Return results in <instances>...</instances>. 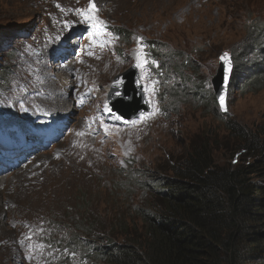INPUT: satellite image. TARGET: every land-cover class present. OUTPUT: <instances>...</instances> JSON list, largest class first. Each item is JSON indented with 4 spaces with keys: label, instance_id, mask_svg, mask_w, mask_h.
Returning <instances> with one entry per match:
<instances>
[{
    "label": "rangeland",
    "instance_id": "obj_1",
    "mask_svg": "<svg viewBox=\"0 0 264 264\" xmlns=\"http://www.w3.org/2000/svg\"><path fill=\"white\" fill-rule=\"evenodd\" d=\"M92 3L96 5L94 26L114 27L129 39L100 48L102 42L95 39L87 44L77 63L83 77L72 88L74 95L81 92L80 86L87 88L92 98L82 110L73 111L76 126L52 153L23 173L0 181V264H86L74 246L82 249L84 238L99 242L110 237L116 245L133 246L131 240L144 233L137 211L150 209L153 202L141 187L144 170L170 175L192 142L208 135L214 138V162L220 167L231 165L238 157L225 130L226 120L251 130L264 127V89L250 93L243 88V77L239 78L229 90L227 119H217L214 114L221 111L213 105L207 87L202 92L172 88L180 79L157 74L148 49L135 42L142 39L148 47L174 52L180 58L173 64L181 68L184 79L191 76L198 83H210L223 53L233 52L244 60L264 55V36L262 49L253 48L264 33V0H0V105L37 64L30 75L31 87L47 97L69 94L70 83H62L58 73L57 82L49 77L44 64L52 73L57 66L50 65L47 48L68 34L80 11L90 12ZM100 36L111 35L101 28ZM138 56L146 61L139 68L153 110L150 116L121 128L118 122L106 121L107 91L116 76L133 70ZM20 85L26 90L30 82ZM55 99L71 104L70 97L69 102ZM87 134L96 165L92 177L87 173L81 177L75 167L69 168L70 160L63 154L75 139L85 144ZM58 178L66 193L60 188L49 193ZM94 223L96 229L90 231Z\"/></svg>",
    "mask_w": 264,
    "mask_h": 264
},
{
    "label": "trees",
    "instance_id": "obj_2",
    "mask_svg": "<svg viewBox=\"0 0 264 264\" xmlns=\"http://www.w3.org/2000/svg\"><path fill=\"white\" fill-rule=\"evenodd\" d=\"M263 36L258 35L256 50L262 49ZM263 62L264 55L244 60L236 54L230 87L243 77L248 92L262 91ZM176 70L182 73L179 66ZM208 94L217 107L214 92ZM226 121L235 163L220 167L214 162V138L208 135L192 142L170 175L144 170L141 187L153 202L150 209L137 211L143 237L132 239L133 246L116 245L110 237L99 242L84 238L82 250L92 257L91 264H264V127L251 130Z\"/></svg>",
    "mask_w": 264,
    "mask_h": 264
},
{
    "label": "water",
    "instance_id": "obj_3",
    "mask_svg": "<svg viewBox=\"0 0 264 264\" xmlns=\"http://www.w3.org/2000/svg\"><path fill=\"white\" fill-rule=\"evenodd\" d=\"M232 70L233 65L231 62V72L229 73L227 88L225 89V64L219 60V70L212 80L218 103L219 95L224 94L226 96V106L228 85ZM109 101L112 114L119 116L126 124L137 118L140 114L148 112V107L142 96L135 70L122 74L115 79ZM222 113L225 114L226 112L222 111Z\"/></svg>",
    "mask_w": 264,
    "mask_h": 264
},
{
    "label": "bare ground",
    "instance_id": "obj_4",
    "mask_svg": "<svg viewBox=\"0 0 264 264\" xmlns=\"http://www.w3.org/2000/svg\"><path fill=\"white\" fill-rule=\"evenodd\" d=\"M60 71H61V69H60ZM96 72H97V70H96ZM70 86V85H69ZM68 86V87H69ZM71 87V86H70ZM54 98L55 97H53V99L52 100H54ZM56 100V99H55ZM57 101V100H56ZM80 146H81V142L80 141H76L75 140V142L70 146V147H68V149L65 151V153L63 154V157H67L69 160H70V162H69V168H73V167H75L76 168V170L78 171V172H80V175H81V177H84L85 176V174L87 173V172H85V168H86V166H87V161H85L84 163H82L81 162V160L83 159V157L84 156H79V154H78V152H79V148H80ZM67 154H74V155H67ZM60 164V163H59ZM58 165V164H57ZM56 165V166H57ZM73 171V170H72ZM45 172H43V174H44ZM46 175V174H45ZM8 179V178H7ZM6 179V180H7ZM39 180V179H38ZM44 181V180H43ZM77 181V180H76ZM80 181V180H79ZM39 182V181H38ZM68 184V183H67ZM40 186V185H39ZM65 186H64V183L62 182V180H60L59 178H58V180H57V182L54 184V185H52L51 187H50V190H49V193H52L53 191H54V189H56V188H60V189H62L65 193H66V191H65V189L66 188H64ZM40 188V187H39ZM44 192V191H43ZM48 193V192H47ZM41 194V193H40ZM42 196V195H41ZM46 196V195H45ZM56 196V195H55ZM56 198V197H55ZM41 200V199H40ZM48 200V199H47ZM42 204V203H41ZM45 204V203H44ZM23 212V211H22ZM32 212V211H31Z\"/></svg>",
    "mask_w": 264,
    "mask_h": 264
},
{
    "label": "snow or ice",
    "instance_id": "obj_5",
    "mask_svg": "<svg viewBox=\"0 0 264 264\" xmlns=\"http://www.w3.org/2000/svg\"><path fill=\"white\" fill-rule=\"evenodd\" d=\"M90 9H91V11L89 13H87V14L85 12H83V11H80V10H76V11H80V14L82 16H84L85 19H91L92 18L91 14L96 11L95 3H92L90 5ZM137 59H138V63H137L136 66L142 68L144 63H146V61H143V62L140 61L139 56L137 57ZM220 60L225 64V89H226L227 88V83H228L229 73L231 72V57H230L228 52H225L220 57ZM218 99H219V107H220V109L222 111H224V112H227L228 109H227V106H226V96L224 94H221V95H219ZM108 110L111 111L110 109H108ZM116 119H119V117H116ZM28 239H30V237ZM38 247L39 248H43L44 245H39Z\"/></svg>",
    "mask_w": 264,
    "mask_h": 264
}]
</instances>
